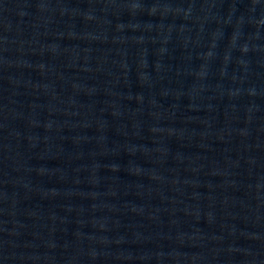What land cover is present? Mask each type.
<instances>
[{"label": "water", "instance_id": "obj_1", "mask_svg": "<svg viewBox=\"0 0 264 264\" xmlns=\"http://www.w3.org/2000/svg\"><path fill=\"white\" fill-rule=\"evenodd\" d=\"M0 264H264V0H0Z\"/></svg>", "mask_w": 264, "mask_h": 264}]
</instances>
